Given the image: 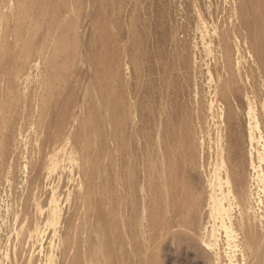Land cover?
<instances>
[{"label": "rangeland", "instance_id": "rangeland-1", "mask_svg": "<svg viewBox=\"0 0 264 264\" xmlns=\"http://www.w3.org/2000/svg\"><path fill=\"white\" fill-rule=\"evenodd\" d=\"M263 174L264 0H0V264H264Z\"/></svg>", "mask_w": 264, "mask_h": 264}, {"label": "bare ground", "instance_id": "bare-ground-1", "mask_svg": "<svg viewBox=\"0 0 264 264\" xmlns=\"http://www.w3.org/2000/svg\"><path fill=\"white\" fill-rule=\"evenodd\" d=\"M248 113H249V112H248ZM252 123H253V122H252ZM249 127H250V126H249ZM250 131H251V130H250ZM248 137H249V136H248ZM259 138H260V137H259ZM250 139H251V138H250ZM260 140H261V139H260ZM255 141H256V140H255ZM254 160H255V159H254ZM253 165H254V164H253ZM254 170H255V169H254ZM263 175H264V174H263ZM239 193H240V192H239ZM229 194H231V193H229ZM242 194H243V193H242ZM240 197L242 198V196H240ZM241 198H239V200H238L239 203H242ZM250 198H251V197H250ZM233 200H234V199H233ZM234 203H235V202H234ZM229 205H230V204H229ZM234 205H235V204H234ZM238 205H239V204H238ZM244 207H245V206H243L242 204L239 205V208H241V209H244ZM247 209L249 210L250 207H248ZM258 211H259V210H258ZM226 212H228V211H226ZM218 217H219V216H218ZM240 222H241V221H240ZM242 222H243V221H242ZM243 225H244V223L241 224V226H243ZM245 226H246V225H245ZM212 236H213V235H212ZM210 238H211V236H210ZM212 238H213V237H212ZM230 239H231V238H230ZM211 240H212V239H211ZM227 240H228V239H227ZM227 240H226V241H227ZM213 245H214V244H213ZM229 246H230V245H229Z\"/></svg>", "mask_w": 264, "mask_h": 264}]
</instances>
